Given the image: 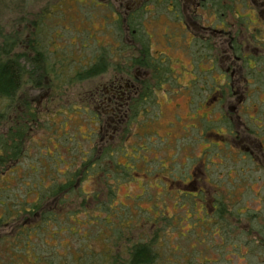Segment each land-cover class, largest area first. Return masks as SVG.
Masks as SVG:
<instances>
[{
	"label": "rangeland",
	"instance_id": "1",
	"mask_svg": "<svg viewBox=\"0 0 264 264\" xmlns=\"http://www.w3.org/2000/svg\"><path fill=\"white\" fill-rule=\"evenodd\" d=\"M245 1H226V10L220 0H0V50L4 36L15 40L9 57L26 71L15 103L0 101L7 113L0 137L28 126L23 153L9 167L15 170L0 179V196L33 204L38 189L67 186L66 195L46 200L25 226L21 221L22 231L40 228L29 243L37 253L46 250L56 263L105 264L112 251L116 264H129L127 245L143 243L161 252L152 264H264L260 251L233 249L238 233L252 238L264 217V67L241 58L256 57L254 46L264 40V0ZM35 39L58 72L74 76L81 62L103 56L106 73L87 82L59 77L51 85L47 65L40 73L31 69ZM145 47L169 75L131 125L135 101L147 85L155 88L154 61L127 64L131 96L117 103L111 88L115 80L126 86L116 70L126 60H148ZM95 93L104 106L95 105ZM114 110L123 126L112 123ZM245 140L256 148L250 172L236 171L242 165L234 159ZM197 158L208 171H182ZM101 164L115 171H98L99 179ZM45 213L50 219L43 222ZM108 224L127 227L114 245L106 240ZM15 229L0 226V264H40L33 249L9 247Z\"/></svg>",
	"mask_w": 264,
	"mask_h": 264
},
{
	"label": "trees",
	"instance_id": "2",
	"mask_svg": "<svg viewBox=\"0 0 264 264\" xmlns=\"http://www.w3.org/2000/svg\"><path fill=\"white\" fill-rule=\"evenodd\" d=\"M209 1L214 5H216L215 1L219 2V0H209ZM226 1H229L231 4L235 3V2H240V1H242L243 4L246 3L245 0H220V2H219L220 4H219L218 8H225L226 10L230 9L231 6L228 5V3ZM225 3H226V6H224ZM137 26H139V25H137ZM263 30L264 29L261 28L260 32L264 35ZM144 37H145V35H144ZM254 40H255V38H254ZM30 44H33L32 50H33V52H35V57L32 60L31 69L36 73H38V72L40 73L41 72L40 66H43L44 64L47 65V67L49 68V73L52 74L51 79H50L51 85H53L54 83L56 85L58 83L57 81H59V77L64 78V79L69 78L68 82L69 81L70 82H73V81H75V82H87V81L95 79L99 76H102L103 74L106 73V64H105L103 56L98 57L97 60H96V56H94V58H93L94 63L90 62V64L88 66H84L83 62H81L80 64L82 66V69L79 72H77L74 76H71V77L69 76V74H66L67 75L66 76L64 74V71L61 70V72H58L57 66H55V64H52L49 61V58L47 59L46 53H43L40 50V48L38 47L36 39H35L34 43H33V41H31ZM257 44H259V45L262 44V46H263L264 40H261ZM14 46H17V42L15 40L9 38L8 36L3 37V47L0 50V101H4V103H8V104L10 103L12 105L15 103V101L19 95V92L22 90V87L24 86V78H25V73H26L24 65L21 64L18 59L9 57L11 54L10 51L13 49ZM4 54H5V56H7V58H5V59L3 58ZM143 54H145V56H147V59L148 60L150 59V61L146 60V58H145V60H142V59L141 60H130V62H128L129 59L128 60L125 59L126 60L125 61L126 67L124 66L123 70H121L123 67L116 69V70H118L117 72L123 73V74H127V73L131 74V72H130L131 69L129 68V66L127 67V64L132 66V67H137V66L149 67V66H147L148 62L152 61V63H153V61H154V63H155V60L151 59L152 57L150 58L148 56L149 53H148L146 47H145V51L143 52ZM119 55H121L120 57H122V51L121 50H120ZM235 55L238 56V54H235ZM85 60L86 59H84L83 61H85ZM254 60L257 63V66L260 65L262 68L264 67V57H262V58L257 57ZM156 63H158V64H156ZM156 63L154 64V68L152 67L153 71H154V72L152 71L153 79L155 78V80H156L155 82L157 83L159 81V78H160L158 73H160V75H161L160 80L162 82L167 81L169 74H165L168 71L165 67H163L164 63H160L158 61H156ZM76 64H78V63H76ZM69 65H75V64L72 61H70ZM119 70H121V71H119ZM144 89H146V90H144V94H146V97L149 99L151 97V93H149V92H151L152 87H150V85H147ZM147 89H150V91H147ZM95 94L100 95L99 93H95ZM97 99H98V102H102V104L99 106L105 105V101H104V98H102V96H99ZM2 104H3V102H2ZM81 109H83V108H81ZM85 109H86L85 113H87L88 110L86 107H85ZM113 112L116 113L115 110ZM117 114H119V113H117ZM82 115H84V114H82ZM32 116H34V115H32ZM6 117H7V113L5 112V110H3L0 107V127H1L2 123L6 120ZM19 119H21V117H19ZM21 127H22V129H16L17 131H9L7 137H0V179L3 176H5L7 173L13 172L15 170L14 169L15 167L10 168V169H9V167L12 165V163L17 162L19 156L23 153L21 145L23 144V137L26 134V132H24V130L26 131V128L28 126L26 127L25 123H22ZM112 153L114 154V152H112ZM108 154H109V152L107 153V156H108ZM84 155L86 156L85 153H84ZM86 157H88V155ZM84 161H86V160H84ZM94 165H95V163L93 164L92 168H94ZM91 166H92V163H91L90 167ZM99 167L102 168V164ZM116 168H119V166H116ZM102 169H104V168H102ZM11 170H13V171H11ZM89 172L91 173L92 171L87 170V172L85 174L89 175V177H90ZM96 172H97V177H99L100 171L99 172L96 171ZM34 173L36 175H38L39 171L35 170ZM99 179H101V177H99ZM66 188H67V186L61 187L60 185H57V182H55L51 186V188H49V193H47V194L44 193L46 191L44 188H40V189H38L39 190L38 191V193H39L38 194V202L36 201L33 204H29L26 201L19 202L17 198H14V200L9 201L8 198L3 197L2 195L0 196V209L3 210L2 217H0V226H5L8 224H15V226H16V229L14 232L15 238H13L9 242L10 248L14 245V243H17L19 245V248H26V251L29 248H31L35 251L36 247L33 248L29 245L30 237L36 236V234H38V232H39L38 230L40 228H30V230L22 231V229L25 226V224H23V223L25 221L27 223L28 221H31L34 217H36L43 208V207H41V205L46 200H51V201L55 200L56 201V200H59V198H61L62 195H66L65 194ZM93 197L95 198V200L98 199V195H93ZM61 203H63V201H61ZM48 216H49V214H46V213L43 215V218H44L43 222H45L46 219H50ZM21 221H22V224L24 226L21 225ZM108 226H109V228H108L109 233L108 234H110V231H113V229H114V233L116 234V236L118 234L117 231H124L125 229H127V227H124V226H121V227L115 226L114 227L113 224H108ZM18 236L19 237L24 236V240L20 241ZM106 240H110V239L108 237H106ZM118 240L119 239L116 238V242ZM20 242H22L23 244H20ZM42 251H44V252H41V253H37L36 251L34 252V255L36 256V258L34 260L40 264H42V263L43 264H72V262L69 263L68 261H66V259L56 263L54 258L51 256V254H48L46 250L42 249ZM157 254H161V252L158 253L154 248L151 247L150 244L146 245L143 243H134L132 245L131 250L129 251V255H130L129 262H130V264H152L153 259ZM94 263L99 264V261L94 262ZM105 264H108V261Z\"/></svg>",
	"mask_w": 264,
	"mask_h": 264
},
{
	"label": "flooded vegetation",
	"instance_id": "3",
	"mask_svg": "<svg viewBox=\"0 0 264 264\" xmlns=\"http://www.w3.org/2000/svg\"><path fill=\"white\" fill-rule=\"evenodd\" d=\"M261 5H262V7H264L263 6L264 3H261ZM254 10H256V9H254ZM262 16L264 17V14ZM256 25H258V24H256ZM260 28L264 29V26L263 27H260ZM222 32H223V30L222 31H218L219 35H221ZM263 32H264V30H263ZM247 44L249 46L250 45L251 46H254L255 43L253 44V40L251 39L250 41L247 42ZM262 44H260V45L257 44V46H254L255 50H258V53H257L256 57H248V56L244 55L242 58L243 59L246 58L245 60L250 59L251 62L252 61L254 62L255 61L254 60L255 58H257V57H260V58L264 57V48H263L264 45L262 46ZM129 77H131V74H129V73L124 74V76L122 77V82L124 84V82L126 81V86L128 85L127 87L123 85L122 88H121V86H118V81L117 80L113 81L111 90L113 92L112 98H113V100L115 99V102L118 103V98L121 100L122 97L125 96V95L131 96V94H133V92L135 91V88L133 87V85H131L132 86L131 88L129 87ZM162 83L163 82L161 80H159L156 83V85L158 84L157 86H159ZM156 85H155L154 90H151V92H149V93H152L153 92L154 95L157 96V91L158 90H157V86ZM143 90H146V89H143ZM159 91H161V90H159ZM99 96H103V95L100 94ZM137 99L138 100L135 101V102L138 103L137 104L138 106L134 103V101L132 103V106H134V105L137 106V110H136V113H135V118L131 122V125L137 124V122L139 121V118L142 115H145L148 112L145 109V107L141 106V105H144L148 101V98L146 97V94H144V91H142V93L140 94V98H137ZM125 101L126 102L123 103V106H125V105H128L129 106L130 105V102H132L131 101V98L125 99ZM95 104L97 106H99V105L102 104V102H98V99L96 98ZM114 116H117L116 118H113L112 119V123H114V126L115 127H117L119 123H122V126L125 124L124 118L123 119H120L122 116H119V114H117V111H116V113H114V115H112V117H114ZM176 117H178V115H176ZM171 125H172V123L169 124V126H171ZM113 137L114 136H112L110 139H114ZM236 138H237V136L233 137L232 138L233 142H231V143H233V145L238 149L239 148V143H238V141H235ZM102 140L103 139H101V141ZM224 140L225 139L222 138L221 142L222 143H225ZM240 143H241V141H240ZM244 144H246V145L240 147V152L241 153L236 154V158H234L235 159V163L237 165H242V167L237 168L236 171H242V172L243 171H247V172L248 171L249 172L250 171H254V170H252L251 167L249 169L247 166H248L249 163H254L256 161V159L254 158L255 156L253 155V153L256 152L255 145L251 141H246V140H245V143ZM259 147H260V149H263V151H264V146L262 144ZM262 154L264 155V153H262ZM109 157H113V153H109ZM200 160H202V158H197L195 160V162H193L191 164L190 167H187V168L186 167H183L184 170H182V171H208V169H205L204 168V166H205L204 162H201ZM186 161H187V157H186ZM186 161H185V164H186ZM118 166L120 167V164H118ZM121 169H122V166H121L120 170ZM120 170H116V171H120ZM96 171H115V169H112L111 168L110 170L109 169L104 170V169H102V168L99 167ZM212 171H215V170H212ZM198 191H197V193H198ZM239 214L242 215V214H245V213H239ZM253 217L254 216H251L252 219H253ZM257 222H258V220H257ZM223 234L224 235L226 234V232L224 230H223ZM248 234H252L253 235L252 238H249V235ZM248 234H246V235H248V240H242V239L239 238V236H241V233H238V235H239L237 237L238 240H237L236 245H234L233 249L236 252L241 253V254L243 253V249H247L250 253L251 252L260 251L261 253L264 254V217H263V219H261V221L259 220L258 227H257V232L256 233L255 232L254 233H248ZM116 238H117V236L114 233V229H113V231H110V236H109V239L111 240L112 245L116 244ZM222 239L224 240V238H222ZM125 246H126V244H125ZM131 248H132L131 246L127 245V250H128L127 255H128V258H130L129 251L131 250ZM113 256H114V254L112 253V251H110L108 253V257H107L108 264H116L115 261H114V257ZM129 264H130V262H129Z\"/></svg>",
	"mask_w": 264,
	"mask_h": 264
}]
</instances>
